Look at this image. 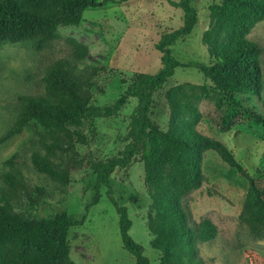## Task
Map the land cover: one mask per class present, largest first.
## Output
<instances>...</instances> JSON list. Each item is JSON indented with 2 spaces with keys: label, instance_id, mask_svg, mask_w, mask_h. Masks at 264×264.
<instances>
[{
  "label": "rangeland",
  "instance_id": "1",
  "mask_svg": "<svg viewBox=\"0 0 264 264\" xmlns=\"http://www.w3.org/2000/svg\"><path fill=\"white\" fill-rule=\"evenodd\" d=\"M117 1V0H115ZM178 2L179 0H172ZM222 0H191L198 22L191 34L173 47V56L183 64H210L201 42L209 25V6ZM183 13L164 0H127L108 3L83 12L72 23L54 24L55 37L36 51L31 40L0 44V137L18 115L19 96H37L44 92L43 78L51 64L65 60L78 77L88 82L90 104L112 106L123 94L135 73L155 74L160 68V53L155 49L161 35L182 26ZM262 50L263 77L261 97L240 96L238 105L206 98L198 103L201 120L197 130L224 143L234 154L253 183L264 193V21L248 35ZM79 55L80 57H77ZM207 84L196 68H179L153 98L151 119L161 130L168 127L169 110L165 94L178 84ZM133 100L112 117L86 122L83 133L87 145L74 144L72 152L58 150L49 155L55 167L68 170V182L55 181L37 172L31 155L48 154L44 144L48 135L36 124L0 144V196L9 193L3 175L20 176L25 191L38 197L28 206L26 196L14 194L13 208L30 218L55 220L66 217L80 221L67 233L69 258L75 264H135L120 239L118 216L109 201L107 188L101 187L99 201L90 205L95 195L96 176L92 165L116 158L123 151ZM45 137L41 141L40 137ZM16 154L18 164L4 161ZM204 183L183 199L190 220L196 226L204 218L216 227V236L208 240L196 227V245L203 264H264V228L257 234L242 218L250 182L239 171L225 164L214 151L204 154ZM42 188V195L35 188ZM110 195L125 206L132 222L131 238L144 248L149 264L159 262L160 253L152 249L146 223L151 200L144 185V169L137 156L126 168L116 169L109 177Z\"/></svg>",
  "mask_w": 264,
  "mask_h": 264
},
{
  "label": "trees",
  "instance_id": "2",
  "mask_svg": "<svg viewBox=\"0 0 264 264\" xmlns=\"http://www.w3.org/2000/svg\"><path fill=\"white\" fill-rule=\"evenodd\" d=\"M127 0H0V44L31 40L36 51L55 37L54 24L79 20L86 10L99 3H121ZM183 13L182 26L161 35L155 44L160 53V68L155 74L135 73L123 94L112 106L90 104L88 82L78 77L65 60L54 61L43 78L44 92L37 96H19V112L10 128L0 137V144L36 124L48 135L44 144L48 154L34 152L33 168L55 181L68 182V170L55 167L49 155L55 150L72 152L74 144L87 145L83 133L86 122L115 116L121 107L133 100L129 116L127 142L116 158L92 165L96 181L91 202L99 201L100 188L106 187L109 201L118 216V228L123 248L135 264H149L144 248L129 235L132 222L127 209L109 194V177L118 168H126L139 157L144 169V185L151 200L147 229L152 236L150 246L160 253L157 264H203L196 245V227L208 240L216 236L215 225L207 218L197 226L191 222L183 199L204 183V154L214 151L230 168L242 172L241 164L222 142L197 130L202 118L198 103L206 98L238 105L240 96L260 98L263 77L260 65L261 48L248 35L264 21V0H222L210 5L209 25L201 42L210 64H183L172 53V47L188 37L198 22L191 0H164ZM77 57H80L77 55ZM179 68H196L209 81L207 84H178L168 89L165 99L169 110L167 130H161L151 119L154 95ZM264 125V120L252 114ZM40 140L45 141L41 136ZM4 165H19L13 154ZM9 193L0 196V264H75L69 258L67 233L81 225L66 217L55 220L30 218L13 208L14 194L26 196L28 206L39 203L25 191L20 176L3 175ZM42 195V188H35ZM242 218L257 234L264 228V193L253 181L245 198ZM260 229V228H259Z\"/></svg>",
  "mask_w": 264,
  "mask_h": 264
},
{
  "label": "water",
  "instance_id": "3",
  "mask_svg": "<svg viewBox=\"0 0 264 264\" xmlns=\"http://www.w3.org/2000/svg\"><path fill=\"white\" fill-rule=\"evenodd\" d=\"M240 174H241L244 178H246L249 182H252V178H250L249 175H248L246 172L242 171V172H240Z\"/></svg>",
  "mask_w": 264,
  "mask_h": 264
}]
</instances>
